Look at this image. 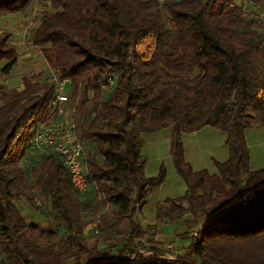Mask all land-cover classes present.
<instances>
[{
    "label": "trees",
    "instance_id": "1",
    "mask_svg": "<svg viewBox=\"0 0 264 264\" xmlns=\"http://www.w3.org/2000/svg\"><path fill=\"white\" fill-rule=\"evenodd\" d=\"M46 1L51 12L30 41L67 79L69 95L79 92V103H89L76 127L87 175L103 194L91 197L126 220L125 243L115 253L88 248L82 212L91 201L73 192L66 169L51 156L35 168L21 163L32 124L51 113L53 85L32 73L22 89L0 84V264H264V167L249 169L244 136L249 127L264 130V48L255 22L232 0ZM35 2L0 0V18ZM16 59L17 45L3 32L0 75ZM169 125V156L184 190L157 201L154 222L142 228L136 213L165 169L144 174L141 134ZM203 126L225 133L227 157L213 161V173L193 170L183 156L182 135ZM34 189L53 213L45 225L25 220L16 205L21 197L33 204ZM197 218L183 254L136 261L138 247L160 249L152 239L160 225ZM110 221L97 227L110 230ZM62 228L66 235L56 239Z\"/></svg>",
    "mask_w": 264,
    "mask_h": 264
},
{
    "label": "rangeland",
    "instance_id": "2",
    "mask_svg": "<svg viewBox=\"0 0 264 264\" xmlns=\"http://www.w3.org/2000/svg\"><path fill=\"white\" fill-rule=\"evenodd\" d=\"M232 1L237 6L240 5V8L244 10L242 11V15L244 16V18H246L247 20L254 21L255 26L259 25L257 21L253 19V16L256 14L257 10L264 8V0H257V2H255V0H232ZM50 12L51 9L46 0H36V2L32 5V7L29 10L20 14L21 19L12 23L11 21H9L7 24H9V26L11 27L14 26L13 28L10 29L15 30L18 33V35L20 34L29 35L32 28L39 23L41 16L43 15L47 16L49 15ZM9 36L10 35H8V42L10 43L12 42V44L16 42L14 39L12 38L10 39ZM25 44H27V42H25ZM16 45H17V53H18L19 51L18 43H16ZM31 51L33 52V50ZM37 56H39V54ZM39 60H41L40 56L37 58V60H26L25 57L18 58L13 68L6 75H2V74L0 75V84L5 85L4 83H8V85L10 86L20 87L19 83L22 81V77L26 73L33 71L32 66L34 62L36 61L35 64L38 65ZM43 76H45V72ZM67 89H68V84H66L65 86V90ZM103 89H105V87ZM69 99L71 101H77V106H78L77 117L78 118L81 117L84 114L89 103L86 101H83L82 104L79 103L80 101L79 92H77L76 95H69ZM207 131H210L209 128H205V130H201L197 132L195 136H192L193 137L192 139L194 140L200 139V142H202L201 137L203 136L204 133H208ZM263 131H264L263 129L257 127L246 128L245 129V135L247 137L246 140L248 141L249 136L252 135H255V137H257ZM216 133L217 134H213V135L211 134L210 136L207 135L208 137H211L213 143L210 145L211 147V149H209L210 152H205L204 155L201 157V162L197 165V166L201 165L202 166L201 168L206 169L209 173H213L215 171L213 160L220 161V160H224L222 158L227 157V148L223 143L224 132L219 129L218 132ZM218 136H220V139ZM203 150L204 149H201V151ZM248 155H249V169L254 170L264 167V153L263 154L261 153V148H259V146L248 147ZM163 165L165 167L164 169L168 168L167 176L165 170V176H164L165 184L163 186L164 189H167L171 187V181L175 179V177H178V175L176 174L172 166V162L169 155H166L163 161ZM183 190H184V185H182L179 192H181L182 194ZM35 192H38V190L34 189V191L30 192L31 199ZM248 193L249 192L244 194V196H242L241 198L246 197ZM38 194L41 195V198L43 199L44 206L42 210L37 208L34 204L30 203V201L25 198L17 199L16 204L21 212L23 213L26 212L24 218L27 221L34 220L40 223H44V222L47 223L49 222L50 219H52L53 213L49 208L47 199L44 198V196L41 193L38 192ZM80 198L83 200L91 201L90 205L82 212L83 220L86 223H88L87 226L82 227L81 236L83 243L88 248L94 247L99 249H109L112 253H115V251L125 243L120 232L126 227V223H127L126 220L121 219V217H119L118 219L113 218L108 205L97 207V202L94 199H92V197L88 198V195L81 196ZM146 209L148 211V208ZM29 211L30 213H32L30 214L31 217H29V215L27 214V212ZM151 211L152 209L149 208V213H143L141 218H139V215L137 216L136 213L138 222L140 223L142 222L143 224H146V222H148V216L150 218L152 216ZM102 216L107 217L108 220H101ZM109 220H111L110 222L115 223L113 227L109 228L110 230L101 231L100 228L97 227V225H100L101 227L105 225H109L108 224ZM201 221L202 218H197L196 220L187 221L185 223L187 232H182V233H180V230L182 226H184V222H174L170 224L166 223L160 225V227L157 228V233L154 234L152 237L154 241L158 240L161 242L160 249L156 251H148L142 249L141 247H138L137 249L138 251H140L141 257L136 261H140L144 259H152L154 257H159L162 259L164 258L174 259L177 254L180 255L183 254L189 242H191V240H194L193 236ZM95 226L97 227L98 230H100L98 234L93 233L92 229H95ZM65 235L66 233L62 228L60 231H57L56 239H59L60 237ZM124 256H126V254Z\"/></svg>",
    "mask_w": 264,
    "mask_h": 264
},
{
    "label": "built area",
    "instance_id": "3",
    "mask_svg": "<svg viewBox=\"0 0 264 264\" xmlns=\"http://www.w3.org/2000/svg\"><path fill=\"white\" fill-rule=\"evenodd\" d=\"M157 1L161 3L163 0ZM262 9L257 10L253 19L259 24L256 30L261 33L262 46L264 48V8ZM241 10L244 11L242 8ZM23 45L24 43L18 44L19 51L17 55L20 54V49ZM46 72L45 81L53 85L49 102L51 113L45 119H37L32 124L27 142V154L42 155L44 157L51 156L57 159L68 173L69 183L73 192L78 196H84L90 191L91 195L96 200H99L103 194L97 190L94 180L87 175L86 143L77 133V101L69 99V85L68 89L65 90V86L68 84L67 79L58 77L47 66ZM2 105L3 99L0 88V108ZM38 192H35L32 196V202L37 208L42 210L44 206L43 199ZM92 230L95 234L99 233L96 229Z\"/></svg>",
    "mask_w": 264,
    "mask_h": 264
},
{
    "label": "crops",
    "instance_id": "4",
    "mask_svg": "<svg viewBox=\"0 0 264 264\" xmlns=\"http://www.w3.org/2000/svg\"><path fill=\"white\" fill-rule=\"evenodd\" d=\"M19 19H21L20 14L8 15V16L1 17L0 18V34H2L3 32H7L8 35H10L9 38L10 39L12 38L16 41L14 43H18V44L24 43V45L20 49V54L17 55L16 61L20 57H25L26 60H37V58L40 56L41 60H39V63H38L39 66L37 64H35L36 63V61H35L33 66H32L33 71L26 73L24 76L28 77L32 73H38V72H41L42 75H44V72L46 74V71H45L46 70V63L40 54V48L33 46L31 44L30 33H29V35L28 34L18 35V33L15 30L10 29V28H13L14 26L11 27V26H9V24H7L9 21H11V23H12V22L18 21ZM25 42H27V44H25ZM31 50H33V52ZM38 54H39V56H37ZM40 68H42V69H40ZM4 84L8 88H17V89L23 88L22 81L19 83L20 87H17V86L13 87V86L8 85V83H4ZM205 128H209L210 131H207L208 133H204L203 136L201 137L203 143L200 142V139H195V140L192 139L193 138L192 136H195V134H197V132H199L201 130H205ZM218 130L219 129L215 128V127L203 126L197 130L187 132V133H184L182 135V146H183L184 160L190 164V167L193 170H199L202 167L201 165L197 166L201 162V157L204 155L205 152H210V150H209V149H211L210 145L213 143V141H212L211 137H208L207 135L210 136L211 134L212 135L217 134L216 132H218ZM170 132H171V126L169 125V126L161 128L157 131L141 134V139L143 141V144L140 148V154L144 158L143 171H144V174L146 176L154 175L157 172L160 165H163V161H164L166 155H169ZM263 133H264V131L261 132V134L258 135L257 137H255V135L249 136V140L247 141L246 140L247 137H246L245 131H244V136H245L247 148L250 146H259V148H261V153L263 154L264 153V134ZM220 136H218L219 139H220ZM224 138H225V133H224ZM223 143H224V139H223ZM201 149H204V150L201 151ZM222 159L225 160L226 157L222 158ZM43 160H44V156H42V155L40 156V155H34V154H25V157H23L21 163L24 164V166H26L27 168H31V167L35 168V167L39 166ZM224 160H220V161H224ZM163 167H164V165H163ZM165 170H166V176H167L168 168H166ZM164 184H165V177H164L163 181L158 186L152 188V190L148 193V195L146 197V202L140 207V209H138L137 216L139 215V218H141L143 213H149V208L152 209V211H151L152 216H151V218L148 216V222H146V224L139 222V225L142 228H144L146 225L154 222V207H155V204L157 201L162 200L166 197H178L181 195V192H179V191L183 185V182L179 176L175 177V179H173L171 181V187L164 189L163 188ZM86 195H88V198H90L91 197L90 191ZM86 195H84V196H86ZM21 198H25V197H21ZM25 199H27V198H25ZM17 208H18V206H17ZM146 208H148V211ZM18 210H19V208H18ZM19 212L21 213V215L23 217L26 214V212L23 213L20 210H19ZM27 214L29 215V217H31L30 214H32V213H30V211H29V212H27ZM29 221H33V222L38 223L40 225L46 224L45 222L40 223V222L34 221V220H29ZM141 221H142V219H141Z\"/></svg>",
    "mask_w": 264,
    "mask_h": 264
}]
</instances>
